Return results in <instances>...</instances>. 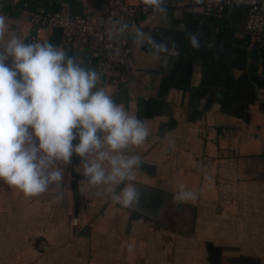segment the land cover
Instances as JSON below:
<instances>
[{"label":"crops","instance_id":"1","mask_svg":"<svg viewBox=\"0 0 264 264\" xmlns=\"http://www.w3.org/2000/svg\"><path fill=\"white\" fill-rule=\"evenodd\" d=\"M104 1L61 5L85 13ZM195 2L164 0L163 13L147 14L129 26L127 86L115 92L99 80L149 128L145 142L129 149L142 158L134 173L136 205L123 207L101 186L88 185L74 170L79 161L60 165L64 179L59 189L52 186L35 196L0 183V264H209L206 242L220 247L222 256L264 264L255 250L264 251V240L256 237L264 233V85L246 121L223 112L217 103L204 109V98L191 97L199 86V67L187 89H169L159 99L161 79L170 69L168 56L176 54L167 47L166 35L173 27L182 28L177 24L182 10L193 9ZM5 17L8 29L0 46L10 34L25 42L49 38L50 33L34 36L25 13ZM154 30L164 36L161 42L151 40ZM75 58L85 67L96 63L95 56ZM151 101H160L158 110L146 109ZM181 189L196 191L197 198L174 201ZM227 247L249 252L229 255Z\"/></svg>","mask_w":264,"mask_h":264},{"label":"clouds","instance_id":"2","mask_svg":"<svg viewBox=\"0 0 264 264\" xmlns=\"http://www.w3.org/2000/svg\"><path fill=\"white\" fill-rule=\"evenodd\" d=\"M142 3L153 12L165 11L164 0ZM127 27L119 24L118 31ZM7 29L6 17L0 14V37ZM107 32L111 39L112 27ZM190 43L198 46L196 35L190 36ZM164 47L157 45L161 51ZM99 80L94 68L85 67L60 45L8 36L0 46V183L26 197L52 186L59 189L64 179L60 165L70 164L76 155L74 170L88 185L101 186L123 207L136 205L134 173L142 158L129 149L145 142L149 128L117 103ZM196 198L194 190L173 195L178 203Z\"/></svg>","mask_w":264,"mask_h":264},{"label":"trees","instance_id":"3","mask_svg":"<svg viewBox=\"0 0 264 264\" xmlns=\"http://www.w3.org/2000/svg\"><path fill=\"white\" fill-rule=\"evenodd\" d=\"M62 3L73 4V0H19L16 5L11 0H0V12L7 17H17L23 14L22 8L26 5L29 12L41 8L44 12L53 13L65 8L75 13L74 6L62 7ZM203 3L204 0H196L193 9L182 10L177 23L182 28L173 27L166 35L167 47L176 54L168 56L170 69L161 79L159 99L169 89H187L194 68L199 67V86L191 97L204 98V109L217 103L223 112L246 121L255 105L257 90L264 85V33L249 48L251 38L244 32L246 6L227 7L219 13H210ZM193 34L197 37L198 46L190 43ZM163 37L154 30L151 40L153 43L161 42ZM60 39L61 31L55 28L46 41L61 45ZM30 41L36 40L26 42ZM63 48L68 55L75 57V50ZM89 64L94 65V62L89 61ZM259 67L263 69L261 73L258 72ZM154 107L158 110L160 101L146 103V109ZM78 161L79 157L73 155L71 164ZM205 246L209 264H259L245 256H222L221 248L211 242H206Z\"/></svg>","mask_w":264,"mask_h":264},{"label":"built area","instance_id":"4","mask_svg":"<svg viewBox=\"0 0 264 264\" xmlns=\"http://www.w3.org/2000/svg\"><path fill=\"white\" fill-rule=\"evenodd\" d=\"M13 5L19 0H11ZM246 6L244 32L253 47L256 38L264 33V0H204L207 12L219 13L224 8ZM34 27V36L49 34L53 29L61 31V46L95 56L94 69L103 84L113 87L115 92L124 89L129 81L128 69L132 62V45L125 38L127 28L143 16L154 13L142 0H105L92 12L70 13L63 8L57 12H44L38 8L29 12L22 8ZM127 24L124 31H118L119 24ZM112 27L113 36L108 38L107 30Z\"/></svg>","mask_w":264,"mask_h":264},{"label":"rangeland","instance_id":"5","mask_svg":"<svg viewBox=\"0 0 264 264\" xmlns=\"http://www.w3.org/2000/svg\"><path fill=\"white\" fill-rule=\"evenodd\" d=\"M256 237H257V239H261V240H264V233L263 234H260V233H257L256 234ZM256 250V254H259V255H261L262 257L264 256V251H263V249H261V248H257V249H255ZM225 251L227 252V254H229V255H232L233 253L234 254H236L237 255V253H241V251H245V252H249V250H239V249H235V248H233V247H227L226 249H225Z\"/></svg>","mask_w":264,"mask_h":264},{"label":"water","instance_id":"6","mask_svg":"<svg viewBox=\"0 0 264 264\" xmlns=\"http://www.w3.org/2000/svg\"><path fill=\"white\" fill-rule=\"evenodd\" d=\"M74 55L77 58L80 57L84 61H88L90 59V53L89 52L82 53L81 51H74Z\"/></svg>","mask_w":264,"mask_h":264}]
</instances>
